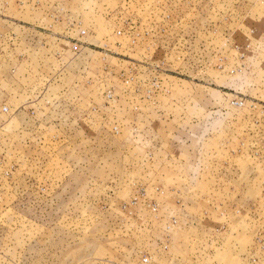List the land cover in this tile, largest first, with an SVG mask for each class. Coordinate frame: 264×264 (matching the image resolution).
I'll return each instance as SVG.
<instances>
[{
	"label": "rangeland",
	"instance_id": "1",
	"mask_svg": "<svg viewBox=\"0 0 264 264\" xmlns=\"http://www.w3.org/2000/svg\"><path fill=\"white\" fill-rule=\"evenodd\" d=\"M0 264H264V0H0Z\"/></svg>",
	"mask_w": 264,
	"mask_h": 264
}]
</instances>
